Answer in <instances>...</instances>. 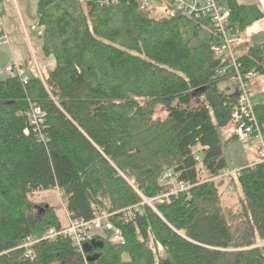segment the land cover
<instances>
[{"label":"trees","instance_id":"1","mask_svg":"<svg viewBox=\"0 0 264 264\" xmlns=\"http://www.w3.org/2000/svg\"><path fill=\"white\" fill-rule=\"evenodd\" d=\"M221 2L238 32L264 17L257 5ZM152 10L136 0H37L35 28L55 65L29 77L11 64L27 81L16 70L0 80V264H153L148 230L162 245L158 264H264V163L216 178L227 168L219 129L238 98L219 74L229 59L211 50L208 20ZM237 62L242 73L264 74V47ZM30 104L45 113L43 138ZM254 110L264 123V105ZM166 170L192 187L151 208L142 197L167 190ZM222 186L237 193L234 207ZM52 189L70 218L117 212L110 219L125 243L97 235L80 253L68 239L42 240L26 257V237L61 226L54 206L29 197Z\"/></svg>","mask_w":264,"mask_h":264},{"label":"built area","instance_id":"2","mask_svg":"<svg viewBox=\"0 0 264 264\" xmlns=\"http://www.w3.org/2000/svg\"><path fill=\"white\" fill-rule=\"evenodd\" d=\"M114 1V0H113ZM138 6L142 10H151L155 8L154 1L161 5L172 7L173 9L193 18H202L209 21L212 32L216 40L211 43V50L215 56H226L229 59L227 66L219 70L220 75H226L229 81L235 85L237 92V103L234 106L231 115V125L233 133L237 139L244 142L256 143L258 148V162L264 163V123H261L255 114L254 106L250 100L252 91V80L259 73L249 71L242 73L238 67L237 55L234 52V42L239 38L240 32L230 23V9L224 5L221 0H136ZM38 32L41 34L42 29ZM8 37L6 34L0 36V44H7ZM4 70L10 74L16 73L20 75L16 66L8 65ZM21 76V75H20ZM24 82L27 81L26 76H21ZM45 113L42 109L34 104H30L27 109V118L33 126L36 136L43 138L40 128L44 123ZM198 160L199 158L196 157ZM239 169L230 170L228 168L219 172L216 178L226 177L230 174L238 172ZM160 182H166L167 190L162 192L156 198L159 200H168L172 194L188 191L192 187L191 184L177 180V174L172 170H166ZM155 199V198H154ZM138 210L137 205L134 206ZM131 211L130 207L122 209L120 212ZM117 212H108L104 209H97L94 216L89 220L78 218L68 219L66 225L60 227H50L40 235H30L22 242L24 254L32 259L34 257V245L42 240L54 241L59 238L68 239L77 252L82 253L83 247L87 242L93 240L95 236L102 235L114 244L122 245L125 243L124 234L119 226L111 221L110 217ZM149 247L155 258L153 264H158L157 254L162 250V245L156 241L148 230Z\"/></svg>","mask_w":264,"mask_h":264},{"label":"rangeland","instance_id":"3","mask_svg":"<svg viewBox=\"0 0 264 264\" xmlns=\"http://www.w3.org/2000/svg\"><path fill=\"white\" fill-rule=\"evenodd\" d=\"M154 3L153 16L166 14L165 6L157 1H154ZM36 8L37 0H0V29L8 37V43L0 45V80L9 76L10 73L5 72L4 67L11 64L18 65L22 71L21 73L29 77L40 75V73L46 74L54 67V57L52 55L47 56L42 51V40L38 29L35 28L37 20ZM250 100L253 104L256 103L254 98L251 97ZM155 116L161 119L165 118V108L161 105L155 106ZM223 133H220L221 141L225 138V133ZM223 155L227 161V168L232 170L242 164L249 163V160L258 156L257 144L232 140L227 142L226 146H223ZM161 184L166 186V182ZM219 191L225 204L234 207L237 201V193L233 188L222 186ZM29 197L37 205L46 203L54 206L55 212L57 211L56 215L58 214V218L61 220V226L68 223L70 216L67 218L65 214L63 209L65 203L63 194L60 191L34 192ZM156 197L145 198L143 196L142 203L154 208V201L159 200ZM35 214L36 210L32 212V216Z\"/></svg>","mask_w":264,"mask_h":264},{"label":"crops","instance_id":"4","mask_svg":"<svg viewBox=\"0 0 264 264\" xmlns=\"http://www.w3.org/2000/svg\"><path fill=\"white\" fill-rule=\"evenodd\" d=\"M239 5H257L259 9L264 13V0H235ZM264 47V17L254 21L248 25L242 32L239 34V38L234 42V52L236 55L244 54L251 48H260ZM231 84V82H229ZM232 85V84H231ZM255 85V86H253ZM252 94L250 98H254L256 103L253 106H257L261 103L264 105V74H259L256 78L252 80ZM226 131V132H225ZM224 132L225 138L221 141L222 146H226L227 142L232 140H237V137L234 135L232 130V125L229 124L224 128L219 129V134ZM264 132V131H263ZM223 133V134H224ZM227 162V161H226ZM249 163L242 164L240 167H236L232 170L239 169L245 165L251 166L258 162V156L255 159L249 160ZM231 170V169H230ZM57 190V189H52ZM58 191V190H57ZM34 193V192H33ZM67 218L69 217L68 212L66 211L65 206L63 207ZM57 213V211H56ZM58 216V214H57ZM59 217V216H58ZM60 220V218H59ZM61 222V220H60ZM68 222V221H67ZM64 224V223H63Z\"/></svg>","mask_w":264,"mask_h":264}]
</instances>
